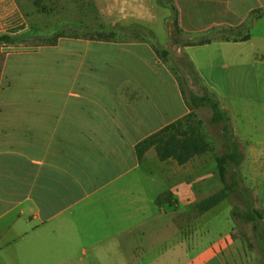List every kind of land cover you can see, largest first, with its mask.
Wrapping results in <instances>:
<instances>
[{
	"label": "crops",
	"instance_id": "1",
	"mask_svg": "<svg viewBox=\"0 0 264 264\" xmlns=\"http://www.w3.org/2000/svg\"><path fill=\"white\" fill-rule=\"evenodd\" d=\"M172 1L183 34L214 30L215 42L229 45L225 64L231 70L228 82L241 71L244 77L251 69L264 81V12L258 14L264 9V0ZM135 3L113 2L116 7L125 6L126 10L120 9L121 18ZM199 6H204L202 10L210 17L201 26L197 23ZM30 29L20 0H0V34L17 35ZM69 38L49 46L69 43L68 65L73 78L65 89L35 84L33 108L21 107L20 101L16 104L15 96L7 92L13 53L6 54L0 67V264H238L236 256L225 250L227 239L205 256L186 252L189 247L185 245L201 244L190 234L183 233V238L169 246L170 229H177L179 236L186 230L187 203L195 208L196 179L172 177L175 180L168 189L172 199L167 194L176 208L172 215L163 206H136V190L123 189L120 183L139 181L131 173L147 157L138 159L136 143L190 112L177 80L167 69V76L157 80L146 75L108 76L104 70L119 64L90 52H107L115 47L114 42ZM122 50L130 53L129 48ZM146 57L153 60V51L148 49ZM144 65L153 70V65ZM156 81H160V89L153 87ZM167 89L174 91V97ZM227 98L242 102L240 108L234 102L220 104L229 116L252 120L250 123L246 117L237 125L229 121L234 133L247 139L251 178L255 187L264 191V83L257 98L244 92ZM169 160L174 159L162 161L166 164ZM165 178H171L168 172ZM99 192H105L107 198L124 193L132 198L125 206H79ZM95 212L96 220L92 218ZM85 244L112 250L99 249L83 263L85 259L76 258L73 250ZM82 251L86 253L85 248Z\"/></svg>",
	"mask_w": 264,
	"mask_h": 264
},
{
	"label": "rangeland",
	"instance_id": "2",
	"mask_svg": "<svg viewBox=\"0 0 264 264\" xmlns=\"http://www.w3.org/2000/svg\"><path fill=\"white\" fill-rule=\"evenodd\" d=\"M20 1L27 11L29 29L32 28L33 33L37 31V34L32 33L33 35L14 45L6 44L4 47L7 48L0 44V67L6 54L13 53L9 57L8 71L11 84L7 92L13 94L16 104L20 101L23 108L34 107L33 95L39 83L43 87L67 88L68 80L74 75L68 65L71 56L68 52L70 45L67 41H63L60 47H50L49 44L58 42L60 38L65 40L68 36L70 40L79 38L89 40L91 43L114 42L115 47L107 52L103 49L102 51L91 49L90 52L91 56L106 55L119 64V67H108L104 70V74L108 76L146 75L157 80L158 76H167L164 71L167 69L176 80L177 77L185 76V87L191 88L197 94L203 92L202 85L206 86L216 96L221 97L220 104L223 105L234 102V105L240 108L242 102L232 101L227 98L228 95L237 97L244 92L254 99L258 97L264 83L263 80L259 81L253 69L247 70L244 77L241 71L240 76L233 77L228 82L227 73L231 70L227 69L225 64L229 45L216 43L214 30L183 34L175 23L176 14L171 7L174 4L172 0H136L134 6L125 12L124 18H121L123 16L121 13L126 10L125 6H114V0ZM203 7L199 6L200 16L197 18L200 26L210 20V17H207L209 13L202 10ZM121 8H124L122 12ZM205 40L209 41L200 43ZM128 42H136L139 46L127 44ZM123 48H129L130 53L137 51L136 55H130L129 51H123ZM148 49L153 51V60L146 57ZM144 63L151 67L153 65V70L158 73ZM51 79L56 81L52 83ZM159 82L156 81L153 87L160 89L162 85ZM127 87L129 86L125 85V88ZM179 87L181 89L180 85ZM167 92L174 97L173 90L167 89ZM195 111L194 120L201 122V129L210 144L207 151L195 155L184 165H178L175 160H169L165 164L156 156L152 147L145 153L147 158L140 161L138 168L131 173L132 176H138L139 181L123 180L120 183L123 189L136 190V206L153 209L163 206L171 215L176 211L167 197L170 184L175 180L172 177L196 179V202L229 186L228 195L205 212L198 213L196 205L193 209L187 203L186 230L182 229L179 236L177 229H170L169 246L172 248L177 239L183 238V233L190 234L191 239L195 237L201 244L185 245L189 247L186 252L189 255L202 253V256H205L218 247L221 241L227 239V243H224L225 250L236 256L238 264H264V222L254 225L233 215L234 210L244 212L247 209L246 198L252 201L255 208L264 212V191L255 187L246 158L245 148L248 141L242 134L234 133L232 123L229 121L232 139L239 144V150L244 157L237 168V174L230 165H227L225 175L220 176L217 160L229 150L230 140L225 135L222 122H211L212 111L208 106L199 107ZM229 117L233 124L237 125L240 121L247 120L249 116H246L247 119L235 115ZM262 120L264 121V117ZM248 122H252L251 118ZM165 172L170 174V179L165 178ZM128 195L124 193L117 198H107L105 192H99L81 202L79 206L104 207L120 204L125 206L130 204L132 198ZM172 197L173 195L169 193V198ZM179 206L184 207L183 204ZM193 215L199 218L194 219ZM97 216V212L92 214L95 220ZM163 247L166 248L167 245ZM83 248L86 249V253L82 251ZM102 248L106 251L108 248L112 250L110 246L85 244L74 246L73 253L76 258H84L83 263H88V257H92V254L99 249L101 251ZM89 263L93 264L92 261Z\"/></svg>",
	"mask_w": 264,
	"mask_h": 264
},
{
	"label": "trees",
	"instance_id": "3",
	"mask_svg": "<svg viewBox=\"0 0 264 264\" xmlns=\"http://www.w3.org/2000/svg\"><path fill=\"white\" fill-rule=\"evenodd\" d=\"M171 7L176 14L175 23L178 25L177 8L174 4ZM263 12L264 9L259 10L258 14H262ZM32 33L33 29L31 28L30 31L17 35L0 34V44H16L19 40L37 34V31ZM61 36L62 35H58V37ZM208 41L209 40H205L200 43ZM56 43L57 42L54 41L49 45H54ZM195 76L199 79L197 74H195ZM177 81L181 86V92L190 112L136 143L135 150L138 159H143L145 153L152 147L155 149L156 155L160 160L174 159L178 164H184L195 155L207 151L210 148V144L201 129V122L199 120L195 121L194 119L196 116L195 109L208 106L212 111L211 122H222L225 135H227L230 140L229 150L217 160L220 176L223 177L225 175L227 165H230L237 174V168L240 167L241 159L244 157V154L240 152L239 144L232 139L230 125L228 123L230 117L227 111L221 107L218 97L204 85H202L203 92L200 94L193 92L191 88H186L185 76L180 78L177 77ZM228 191L229 186H226L220 191L198 201L196 203L198 211L205 212L211 209L228 195ZM245 202L247 209L244 212L234 210L233 215L244 222H252L254 225L262 224L264 222V212L255 208L249 198H246ZM260 246L262 247V244H260Z\"/></svg>",
	"mask_w": 264,
	"mask_h": 264
}]
</instances>
